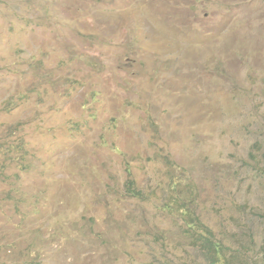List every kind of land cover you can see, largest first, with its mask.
<instances>
[{"label":"rangeland","instance_id":"rangeland-1","mask_svg":"<svg viewBox=\"0 0 264 264\" xmlns=\"http://www.w3.org/2000/svg\"><path fill=\"white\" fill-rule=\"evenodd\" d=\"M0 264H264V0H0Z\"/></svg>","mask_w":264,"mask_h":264},{"label":"trees","instance_id":"trees-1","mask_svg":"<svg viewBox=\"0 0 264 264\" xmlns=\"http://www.w3.org/2000/svg\"><path fill=\"white\" fill-rule=\"evenodd\" d=\"M167 208L169 209L170 205H168ZM176 211L179 212L181 211L183 218L190 219V222L188 223V228H189L188 232L196 233L197 228H199L205 231L206 234H210L211 237H214L213 231L203 227V224L200 222V220L195 215L189 213V209L185 207V204L181 205ZM203 234H201V236H199L196 239V241H201L205 239L204 241L201 242L207 244L209 247L213 249L212 255L219 259L223 257L224 252L223 250L221 251L222 245L217 243L216 241H211L209 238L203 237L202 236ZM223 249H225V246L223 247Z\"/></svg>","mask_w":264,"mask_h":264}]
</instances>
